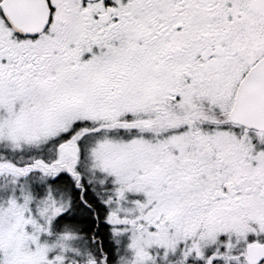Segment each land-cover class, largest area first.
Wrapping results in <instances>:
<instances>
[{
    "label": "snow or ice",
    "instance_id": "6c2138e0",
    "mask_svg": "<svg viewBox=\"0 0 264 264\" xmlns=\"http://www.w3.org/2000/svg\"><path fill=\"white\" fill-rule=\"evenodd\" d=\"M0 264H264V0H0Z\"/></svg>",
    "mask_w": 264,
    "mask_h": 264
}]
</instances>
